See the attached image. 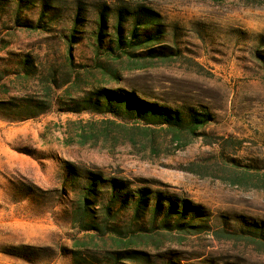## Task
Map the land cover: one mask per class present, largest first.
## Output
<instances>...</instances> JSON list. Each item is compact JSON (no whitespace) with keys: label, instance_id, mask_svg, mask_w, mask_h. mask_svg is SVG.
Instances as JSON below:
<instances>
[{"label":"rangeland","instance_id":"rangeland-1","mask_svg":"<svg viewBox=\"0 0 264 264\" xmlns=\"http://www.w3.org/2000/svg\"><path fill=\"white\" fill-rule=\"evenodd\" d=\"M142 4L160 20L140 43L160 35L130 58L93 55L84 36L71 66L45 35L0 43V264H107L114 251L117 264H264V8ZM93 19L83 18L85 29ZM24 63L34 76L20 73ZM51 69L52 109L7 122L14 105L44 99ZM105 92L177 113L181 128L153 127L151 146L134 130L148 116L71 112L84 98L104 102ZM193 116L205 122L194 134ZM91 185L82 220L81 191ZM108 205L120 248L115 237L79 230L98 225Z\"/></svg>","mask_w":264,"mask_h":264},{"label":"trees","instance_id":"trees-1","mask_svg":"<svg viewBox=\"0 0 264 264\" xmlns=\"http://www.w3.org/2000/svg\"><path fill=\"white\" fill-rule=\"evenodd\" d=\"M144 0H0V43L9 44L21 35L48 36L62 43L64 48L63 59L70 66L72 55L75 47L78 45L79 38L84 36L89 40L90 49L93 55L102 54L109 58L120 59L123 57H132L137 50L149 48L150 42L158 41L160 33L155 34L147 40L140 43L139 38L143 30L154 27L159 22V16L152 13L143 4ZM196 2L210 3L215 6H222L227 2H233L242 8H264V0H195ZM37 14V19L32 23L28 16L31 13ZM145 12L150 13L154 17L152 21H139ZM92 14L93 29L87 30L81 23L86 15ZM47 16L50 19L47 20ZM136 18V19H135ZM144 19V18H143ZM68 20L66 25H59L58 21ZM127 26L126 31L123 27ZM111 33V39L106 42L107 32ZM104 50V51H102ZM22 63V61H21ZM22 65V64H21ZM20 72V71H19ZM36 68L28 66L26 63L21 66V72L24 78L34 76ZM45 81V89L43 93L44 99L39 102L29 100L21 105H14L15 117L8 120L9 123L24 122L37 118L49 112L54 105V91L59 89L57 82V72L53 69L47 72L43 78ZM70 79L65 84L69 83ZM105 101H96L93 104L91 100L84 98L81 103L82 109H71V112H90L98 115L111 114L113 116L145 118L148 116L151 123L144 128L134 129L142 133L150 134L149 144L154 143L153 134L156 132L154 128H159L165 132L172 128H181V118L176 113L159 112L155 108L138 103L131 98L115 95L112 92H105ZM47 104V105H45ZM79 104H74V107ZM187 128L194 134L198 125H204L205 122L195 119V116L188 118ZM203 119V118H202ZM95 185L86 187L81 191V203L79 218L85 220L87 214L86 206L89 205L91 198L94 199ZM109 205L106 207V214L101 217V222L95 225L92 221L89 225H80L81 232H94L104 237L106 235L115 237L116 246H121L125 238L122 239V233L117 226L108 222ZM82 211V213H81ZM81 222V220H80ZM110 223V224H109ZM82 224V223H81ZM111 226V227H110ZM261 237L264 235H260ZM119 237V238H118ZM230 238H233L230 236ZM123 240V241H122ZM264 248V243H261ZM82 246V245H81ZM120 248V247H119ZM118 248V249H119ZM117 249V250H118ZM119 251L109 252L106 258L107 264H117L114 259Z\"/></svg>","mask_w":264,"mask_h":264}]
</instances>
